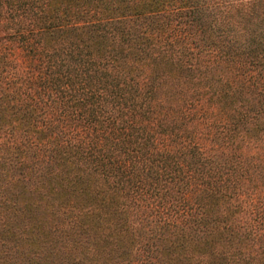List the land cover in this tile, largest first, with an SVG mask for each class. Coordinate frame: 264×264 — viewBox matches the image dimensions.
I'll list each match as a JSON object with an SVG mask.
<instances>
[{"label": "trees", "instance_id": "16d2710c", "mask_svg": "<svg viewBox=\"0 0 264 264\" xmlns=\"http://www.w3.org/2000/svg\"><path fill=\"white\" fill-rule=\"evenodd\" d=\"M0 264H264V0H0Z\"/></svg>", "mask_w": 264, "mask_h": 264}]
</instances>
